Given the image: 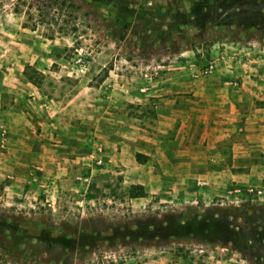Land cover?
<instances>
[{"label":"rangeland","instance_id":"obj_1","mask_svg":"<svg viewBox=\"0 0 264 264\" xmlns=\"http://www.w3.org/2000/svg\"><path fill=\"white\" fill-rule=\"evenodd\" d=\"M55 1L62 6L46 14L34 0H0V58L21 54L22 83L39 90L16 103L24 112L35 106L37 114L20 116L21 134L5 123L9 98L0 93V264H140L149 249L174 252L186 264H264L263 209L211 205L224 198L222 184L189 199L197 177L264 185V155H214L206 148L205 162L177 172L184 177L181 195L148 205L129 192L160 171L152 167L157 163L140 158L122 172L115 139L124 127L164 130L158 99L190 95L175 88L166 95L165 83L201 81L212 72L197 75L200 66L215 59L216 67L227 66L225 53L255 34L264 49V0ZM237 4L250 10L244 26L234 17ZM7 65L13 59L0 60V76ZM42 103L67 106L56 131ZM101 135L114 146L101 145ZM175 135L172 128L169 136ZM98 157L111 167L105 178ZM177 200L192 203L182 207Z\"/></svg>","mask_w":264,"mask_h":264},{"label":"crops","instance_id":"obj_2","mask_svg":"<svg viewBox=\"0 0 264 264\" xmlns=\"http://www.w3.org/2000/svg\"><path fill=\"white\" fill-rule=\"evenodd\" d=\"M253 37V40H250L253 42V49L248 40H245L241 48L238 46L233 47L230 52L225 53L227 59L223 62L227 66L216 67L209 76L201 79V81H198L197 78H192V80H197L193 81L194 84L190 83L184 86L181 83L179 84L180 87H175L172 85L173 82H170L171 84L165 83L164 86H160V89L166 95L167 92L174 91V88L177 89L175 91L186 90L190 92L188 98L185 99H183L181 94L172 97L171 93L166 98L158 99V105L162 109L159 116L166 119L164 121V130H159L157 133L150 131L136 132L130 127L125 128L123 126L124 128L122 129L124 130L120 133V137H115L112 133V136L118 142L117 159L123 164V166H120L122 172L125 171L128 174L130 171L129 167L140 165L136 159L137 154L140 155V158H146L148 163H157L156 166H152L160 170L157 171L156 175L150 174L147 179L137 182L138 185L143 187L144 194H147L145 196L141 195L140 198H143L148 205L159 204L163 201L170 203L174 201L173 197L175 195H181V188L185 185L183 183L184 177L178 176L179 173L177 174V172L184 171V165L188 166L186 169L188 170L201 162H205V160L202 161L200 159V151L203 153L206 148L214 152V155L216 153L220 154V152L239 154V156L244 157L252 154L264 155V49L259 45L261 42L259 34H255ZM241 54L242 56H240ZM258 54L260 55L258 56ZM2 56L0 60L5 58V62L9 64L10 59H13L15 64L14 66H5L1 72L0 93H5L9 98L8 107L3 109L2 115L5 118V123L13 122L18 126L15 132L19 131L21 134L22 120L20 116L26 115L27 119L28 117L33 119L34 116L37 117V114L35 106H28L29 110L26 109L24 112L21 106L16 103L19 102L23 93L32 92L37 95L39 90H36V86L33 89L29 86V89L24 87L22 83L23 66L20 58L21 54H2ZM192 74L196 76L195 71ZM10 100H14V104ZM43 105L50 112L53 124L52 131H56L58 118L69 114L67 112L68 109H66L67 106H57L58 108L56 109L49 103H44ZM105 111L100 112L101 117L107 114ZM117 122L125 123L122 119ZM177 123L178 126H176ZM201 124L206 125V131L203 129L204 127L201 129ZM172 128L176 131V135L173 138L169 136ZM191 128L192 130L190 131ZM168 131L169 135H167ZM50 135H52L51 137L55 136V138L64 136L57 135L55 132H50ZM17 136L19 137V134ZM101 137L100 144L105 147H109L110 139L114 141L112 137L109 139L108 135H101ZM5 139L3 135L1 141L4 142ZM186 141H189L186 143L188 151L184 154L182 147ZM54 146V149L58 150L59 148L62 151L65 150V147L67 148V146L64 147L63 145ZM113 146L114 144H110V147ZM103 165L105 164H102L99 175L105 178L110 175L109 169L111 167L106 165L107 167L104 166L103 168ZM164 168L166 171L171 172L162 173L161 171ZM198 181H202L203 184L197 185ZM226 181L218 178L197 177L196 189L191 192L189 199L194 198L192 200L195 201V193L198 192L205 198L208 189L220 187V184L226 191L231 186V183H226ZM238 182H241V184H253L248 179ZM166 193H172L173 196H168ZM191 201L181 202L177 200L174 204H180V206L185 207V203H192ZM137 202L141 203V200H137ZM186 263L183 256L174 252L165 253L162 249H149L147 256L140 261V264ZM125 264L133 263L126 262Z\"/></svg>","mask_w":264,"mask_h":264},{"label":"built area","instance_id":"obj_3","mask_svg":"<svg viewBox=\"0 0 264 264\" xmlns=\"http://www.w3.org/2000/svg\"><path fill=\"white\" fill-rule=\"evenodd\" d=\"M255 42V41H254ZM249 44H252V41H248ZM242 56V54L240 55ZM223 58V57H222ZM216 61L211 60L205 62L198 69L197 75L206 76L209 75L216 67ZM97 164H102L103 161L101 158L96 159ZM82 181L88 183L89 176H84ZM202 181H198L197 185H202ZM246 202L248 210L253 212V210L263 209L264 211V185L259 184H240L235 183L231 185L224 194V198L219 199L216 202H212L213 206H226L229 208L241 209L242 205ZM191 264V263H190Z\"/></svg>","mask_w":264,"mask_h":264},{"label":"trees","instance_id":"obj_4","mask_svg":"<svg viewBox=\"0 0 264 264\" xmlns=\"http://www.w3.org/2000/svg\"><path fill=\"white\" fill-rule=\"evenodd\" d=\"M37 3V7L39 9L40 12L44 13H48L49 10H51L53 8L54 5L57 4V2L55 0H34ZM59 6H62V4H57ZM249 5V4H248ZM227 6V5H226ZM236 7V11L234 13V17L235 19H237L241 25L246 24V20L243 19L246 11H250L249 8H247V6H240V4H237L236 6H233V8ZM238 7V8H237ZM227 7L224 8V10H226ZM228 8H232V7H228ZM126 28H128V25L125 26ZM136 159L139 161L140 159V155L137 154L136 155ZM135 188L138 189V191H135ZM143 187L141 185H135L132 187V190H130L129 195L130 196H141L143 195Z\"/></svg>","mask_w":264,"mask_h":264}]
</instances>
